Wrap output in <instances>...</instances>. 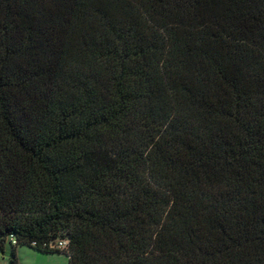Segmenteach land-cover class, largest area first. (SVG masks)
<instances>
[{"label": "trees", "instance_id": "16d2710c", "mask_svg": "<svg viewBox=\"0 0 264 264\" xmlns=\"http://www.w3.org/2000/svg\"><path fill=\"white\" fill-rule=\"evenodd\" d=\"M6 243L264 264V0H0Z\"/></svg>", "mask_w": 264, "mask_h": 264}, {"label": "rangeland", "instance_id": "374dc122", "mask_svg": "<svg viewBox=\"0 0 264 264\" xmlns=\"http://www.w3.org/2000/svg\"><path fill=\"white\" fill-rule=\"evenodd\" d=\"M17 264H67L65 254H41L27 246H18L15 250ZM10 245L6 243L0 251V264H10Z\"/></svg>", "mask_w": 264, "mask_h": 264}, {"label": "built area", "instance_id": "2783aa9c", "mask_svg": "<svg viewBox=\"0 0 264 264\" xmlns=\"http://www.w3.org/2000/svg\"><path fill=\"white\" fill-rule=\"evenodd\" d=\"M67 241L66 240H56L48 244L50 249H55L59 251H65L67 249Z\"/></svg>", "mask_w": 264, "mask_h": 264}]
</instances>
